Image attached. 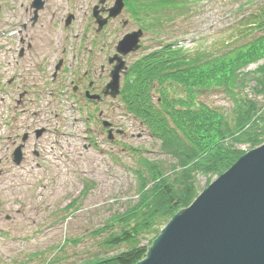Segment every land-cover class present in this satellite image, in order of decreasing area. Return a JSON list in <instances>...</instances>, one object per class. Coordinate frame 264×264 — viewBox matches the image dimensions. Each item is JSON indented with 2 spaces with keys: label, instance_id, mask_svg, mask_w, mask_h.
<instances>
[{
  "label": "rangeland",
  "instance_id": "1",
  "mask_svg": "<svg viewBox=\"0 0 264 264\" xmlns=\"http://www.w3.org/2000/svg\"><path fill=\"white\" fill-rule=\"evenodd\" d=\"M32 1L0 0V264H78L94 256H112L124 246L103 247L100 242L107 231L93 236V230L112 226V216L140 198L141 184L145 183V190L157 180H151L155 164L160 163L162 169L170 174L173 159L162 154L148 130L115 103L109 119L114 120L124 133L115 135L114 141L102 133L97 122L93 126L85 122L84 116L82 119L78 117L68 107L70 100L57 101L44 95L43 99H32L30 104L27 103L29 109L15 118L12 106L18 105V88L12 92L7 81L14 77L13 85L21 83L23 62L29 56L25 53L18 57L15 53L19 36L33 30L32 46L40 50L36 59L51 60L59 55L58 51L66 49L64 56L70 62L71 51L79 52L82 48L81 34L90 27L91 9L97 0H44L36 24L31 27ZM113 1L106 2L112 5ZM185 1L184 6L180 2L176 11L187 15L169 22L168 34L154 33L159 42L180 40L178 44L187 49H205L212 47L221 37L227 38L230 26L234 25L235 47L264 33V28L252 26L255 24L251 16L252 13H260L264 0ZM130 5L126 1L119 21L111 24L108 37L111 44L138 28L133 17L125 27L121 26L130 13ZM68 13H73L74 19L65 26ZM139 24L144 26L141 22ZM247 25L253 28L248 30ZM239 26H246L245 31L251 35L237 40ZM151 36L152 32L144 34L142 46L145 49L134 57L150 46H156V40ZM232 67L221 75L234 83V95L239 93L256 99L258 110L263 104L264 93L254 94L251 88L255 79L264 75V51L251 57H234ZM199 100L231 115L232 100L222 88L202 90ZM18 106L20 108L21 105ZM24 117L31 123V135L35 126H44L47 132L38 139L31 136L26 161L16 165L11 159L10 136L14 124ZM35 142L37 148H40V143L44 146L39 157L33 153ZM234 147L243 154L252 149H249V143H234ZM140 156L144 158L139 159ZM195 175L197 195L218 176L202 172ZM151 235L145 233L142 243L146 244Z\"/></svg>",
  "mask_w": 264,
  "mask_h": 264
},
{
  "label": "trees",
  "instance_id": "2",
  "mask_svg": "<svg viewBox=\"0 0 264 264\" xmlns=\"http://www.w3.org/2000/svg\"><path fill=\"white\" fill-rule=\"evenodd\" d=\"M125 1L129 5L132 2L129 15L159 35L168 34L169 22L185 15L176 11L180 2L185 5L184 0ZM253 16L256 27L263 28L264 8ZM230 38L221 39L215 50L207 47L193 51L178 46L177 40L160 41L132 61L121 87V100L125 110L157 141L160 152L173 159L170 174L160 163L155 164L151 180H157L152 186L144 190L142 183L140 198L113 215L112 226L93 230V236L107 231L100 242L103 247L123 245V250L78 264H135L143 259L160 228L197 195L195 174L219 175L228 169L243 154L234 143H249L250 149L264 142V101L257 110L256 99L234 95V83L221 75L234 66V57H251L264 51V33L235 47L234 31ZM211 87L222 88L230 96L231 115L199 100L202 90ZM251 89L254 94L264 93V75L255 79ZM145 233L152 235L143 244Z\"/></svg>",
  "mask_w": 264,
  "mask_h": 264
},
{
  "label": "water",
  "instance_id": "3",
  "mask_svg": "<svg viewBox=\"0 0 264 264\" xmlns=\"http://www.w3.org/2000/svg\"><path fill=\"white\" fill-rule=\"evenodd\" d=\"M43 5L42 0L32 1L34 20ZM122 7L123 0H115L108 17L118 15ZM100 10L95 6L92 11L99 28L108 18L101 19ZM141 34V30L126 34L117 52L135 51ZM119 59L107 84L113 97L124 66ZM14 156L19 163L20 148ZM135 264H264V142L238 157L189 206L179 209Z\"/></svg>",
  "mask_w": 264,
  "mask_h": 264
},
{
  "label": "flooded vegetation",
  "instance_id": "4",
  "mask_svg": "<svg viewBox=\"0 0 264 264\" xmlns=\"http://www.w3.org/2000/svg\"><path fill=\"white\" fill-rule=\"evenodd\" d=\"M108 6L107 2H105L104 7L107 8ZM105 8L101 12L103 16L106 15ZM120 16L108 20L98 31L96 30L94 22H91L90 27L82 31L80 38L82 43L81 50L79 52H77V50L71 51L70 62L65 60L64 55L66 49L58 51L59 55H56V58L53 57L55 58L54 61H52L53 58H51V60L50 58H46L45 60L42 58L40 60L36 59L37 53L40 52V50H37L36 47L32 46V41L35 38V33L32 32L33 30H30L31 33L26 32L25 35L19 36L18 42L15 44L17 45L15 46V53L18 57H23L25 53H29V56L28 59L23 62V72L20 74V77L22 78L21 83L13 85L14 77L7 81L9 89L12 92L18 88L17 93L19 99L17 100V103L21 106L20 108L18 105L12 106L15 118L17 115H20L29 109L30 102L32 99H36L37 94H39V97H41L43 93H48L49 97L54 98L65 97V81H70L72 87L68 96L71 95L74 100H76L78 96L80 99L87 101L92 106L93 110H97L95 121L101 122L104 116L108 115L107 104L110 101V97L104 96L103 91L109 80L110 70L116 61L115 44H111L112 42L109 39L110 27L113 22L119 21L118 18ZM129 20L130 17L127 15L126 21H124L121 26L125 27L126 24L129 23ZM34 24L35 23L30 22L31 27H33ZM137 27L141 26L137 25ZM26 36H30V39H26ZM31 48L36 49L31 50ZM129 56L130 55L124 57V59L127 61ZM57 60H61V63L59 68L54 72ZM67 65H71V69H66ZM49 69H51V71ZM47 80L49 81V84L47 83ZM87 94H98L100 95V98L98 100H90L88 99ZM31 96L33 97L31 98ZM115 125L116 122L112 121L110 127H112L113 130L118 129ZM30 129L31 123L26 121V117L19 119V122L14 124L13 127L10 151L12 153L14 147L17 145L22 146L20 164L26 161V156L28 154L27 146L31 139ZM103 129L104 130L101 129L102 132L108 130V128ZM34 130L35 127L32 129L33 134ZM24 134L26 135L22 143L21 139ZM34 154L38 156L40 153L35 150Z\"/></svg>",
  "mask_w": 264,
  "mask_h": 264
},
{
  "label": "bare ground",
  "instance_id": "5",
  "mask_svg": "<svg viewBox=\"0 0 264 264\" xmlns=\"http://www.w3.org/2000/svg\"><path fill=\"white\" fill-rule=\"evenodd\" d=\"M151 245V244H150ZM142 260V259H141Z\"/></svg>",
  "mask_w": 264,
  "mask_h": 264
}]
</instances>
